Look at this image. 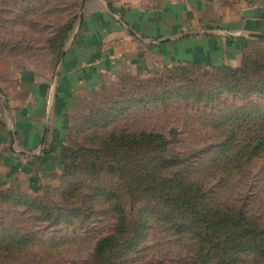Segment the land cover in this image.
Masks as SVG:
<instances>
[{"label":"rangeland","instance_id":"obj_1","mask_svg":"<svg viewBox=\"0 0 264 264\" xmlns=\"http://www.w3.org/2000/svg\"><path fill=\"white\" fill-rule=\"evenodd\" d=\"M168 1L0 0V62L52 87L91 13ZM222 68L182 65L83 94L67 110L56 177L29 183L0 169V264H264L254 247L264 243V40ZM188 199L207 219L243 216L256 235L215 247L239 226L211 233Z\"/></svg>","mask_w":264,"mask_h":264},{"label":"crops","instance_id":"obj_2","mask_svg":"<svg viewBox=\"0 0 264 264\" xmlns=\"http://www.w3.org/2000/svg\"><path fill=\"white\" fill-rule=\"evenodd\" d=\"M91 14L52 87L32 72L18 74L0 62L2 171L29 183L56 177L67 110L98 86L182 65L235 68L246 46L259 41L247 37L264 35V0H250L245 7L170 0L157 10L120 11L127 26L106 10ZM116 41L119 45H112Z\"/></svg>","mask_w":264,"mask_h":264},{"label":"trees","instance_id":"obj_3","mask_svg":"<svg viewBox=\"0 0 264 264\" xmlns=\"http://www.w3.org/2000/svg\"><path fill=\"white\" fill-rule=\"evenodd\" d=\"M222 69H225L226 71L229 69V67H223ZM244 69V68H243ZM141 139H143V142H150V143H155L157 142V140L160 138L159 136H155V135H143L140 137ZM143 144V143H142ZM175 180L177 179V175L175 176ZM178 181H180L181 183H183V179L179 177ZM182 184H180L181 186ZM195 199H197V197H195ZM184 201H188L190 202V204H188L189 206V210L191 209V214H193L195 216V219L197 221H199L200 225H204L205 227H210L212 228V232L218 231V230H226V229H231L234 228V226H239V231L234 232V231H229L228 233H226L227 235L224 237V235L220 236L216 246H221V245H227L229 243H234L237 242L239 239H246L251 235H256L255 230L257 229V227L253 224L248 223L243 216H241V224L240 221L236 222L235 219L232 218V220L228 217H219V216H213L211 219H207L205 216V212L202 209H199L197 204L195 202H192V199H188V200H184ZM185 207V206H183ZM189 210L187 211V213H189ZM207 231V229H206ZM208 232V231H207ZM231 232V233H230ZM224 237V238H223ZM264 242V240H263ZM254 247H256V251L258 252H264V243L260 246L258 245H254Z\"/></svg>","mask_w":264,"mask_h":264},{"label":"water","instance_id":"obj_4","mask_svg":"<svg viewBox=\"0 0 264 264\" xmlns=\"http://www.w3.org/2000/svg\"><path fill=\"white\" fill-rule=\"evenodd\" d=\"M112 15H114V16H116L117 18H119L118 20L120 21V22H122L124 25H126L127 26V24L123 21V19H121L119 16H118V14H115V13H113L112 12ZM129 30L132 32V34L134 33L130 28H129ZM225 35H227V36H229V37H234V36H236V35H234V34H231L230 32H223ZM247 38H255V39H259V40H264V35H250V36H248Z\"/></svg>","mask_w":264,"mask_h":264},{"label":"built area","instance_id":"obj_5","mask_svg":"<svg viewBox=\"0 0 264 264\" xmlns=\"http://www.w3.org/2000/svg\"><path fill=\"white\" fill-rule=\"evenodd\" d=\"M124 41H126V40H122L121 43L124 42ZM119 43L120 42L116 41V42L112 43V45L117 46V45H119Z\"/></svg>","mask_w":264,"mask_h":264}]
</instances>
